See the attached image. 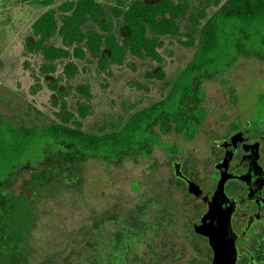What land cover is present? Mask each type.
<instances>
[{"label":"rangeland","instance_id":"rangeland-1","mask_svg":"<svg viewBox=\"0 0 264 264\" xmlns=\"http://www.w3.org/2000/svg\"><path fill=\"white\" fill-rule=\"evenodd\" d=\"M76 1L0 0V112L16 126L74 125L77 120L93 133L121 127L131 114L167 94L194 56L200 26L225 0H204L206 17L195 27L181 17L175 34L160 36L159 59L127 52L114 62L103 56L104 46L97 55L84 42L66 43L57 32L46 44L65 48V55L47 57L27 46L36 39L32 24L41 14L53 9L60 19L61 6ZM96 1L106 18L87 27L104 35L108 29L120 42L126 33L120 11L133 0ZM189 2V11L202 6L200 0ZM203 87L208 114L190 141L168 133L148 155L109 161L65 141L37 145L31 159L0 185V264H54V257L65 264L71 246L80 254L82 228L103 208L125 209L150 190L156 193L176 168L172 161L186 159L208 136L222 134L233 115L250 118V112L256 116L264 109V61L240 57L223 81L210 80ZM72 232L77 238L69 242Z\"/></svg>","mask_w":264,"mask_h":264},{"label":"trees","instance_id":"trees-1","mask_svg":"<svg viewBox=\"0 0 264 264\" xmlns=\"http://www.w3.org/2000/svg\"><path fill=\"white\" fill-rule=\"evenodd\" d=\"M200 3L202 6L189 11V0H133L120 11L126 33L118 42L108 29L104 35L92 26L87 27L91 20L100 22V17L106 18L98 1L66 2L61 6L60 19L50 9L33 22L36 39L27 46L42 50L47 57L65 55V48L46 44L57 32L66 43L84 42L97 55L104 46L103 56L114 62H120L127 52L159 59L160 36L175 34L181 17L186 16L193 27L206 17V2ZM252 56L264 61V0H225L200 26L194 56L167 94L131 114L119 128L93 133L82 129L77 120L74 125L55 121L40 126H16L0 112V185L31 159V151L39 144L65 141L90 156L109 161L148 155L168 133L186 139L195 136L208 114L203 84L223 81L240 57ZM260 97L264 99V93Z\"/></svg>","mask_w":264,"mask_h":264},{"label":"flooded vegetation","instance_id":"flooded-vegetation-1","mask_svg":"<svg viewBox=\"0 0 264 264\" xmlns=\"http://www.w3.org/2000/svg\"><path fill=\"white\" fill-rule=\"evenodd\" d=\"M260 110L233 115L222 134L172 161L176 168L156 193L125 209L103 208L83 226L80 254L71 246L65 264H264ZM75 238L67 234V241Z\"/></svg>","mask_w":264,"mask_h":264},{"label":"water","instance_id":"water-1","mask_svg":"<svg viewBox=\"0 0 264 264\" xmlns=\"http://www.w3.org/2000/svg\"><path fill=\"white\" fill-rule=\"evenodd\" d=\"M223 250V249H222ZM225 251V250H224ZM216 264H219L218 262ZM230 264H232V262H230Z\"/></svg>","mask_w":264,"mask_h":264}]
</instances>
